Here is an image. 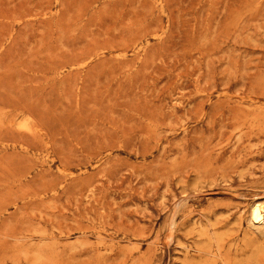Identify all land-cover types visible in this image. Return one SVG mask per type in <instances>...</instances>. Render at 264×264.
<instances>
[{
	"label": "rangeland",
	"instance_id": "obj_1",
	"mask_svg": "<svg viewBox=\"0 0 264 264\" xmlns=\"http://www.w3.org/2000/svg\"><path fill=\"white\" fill-rule=\"evenodd\" d=\"M264 0H0V264H264Z\"/></svg>",
	"mask_w": 264,
	"mask_h": 264
},
{
	"label": "bare ground",
	"instance_id": "obj_2",
	"mask_svg": "<svg viewBox=\"0 0 264 264\" xmlns=\"http://www.w3.org/2000/svg\"><path fill=\"white\" fill-rule=\"evenodd\" d=\"M249 218L253 224H264V204L254 202L249 206Z\"/></svg>",
	"mask_w": 264,
	"mask_h": 264
}]
</instances>
